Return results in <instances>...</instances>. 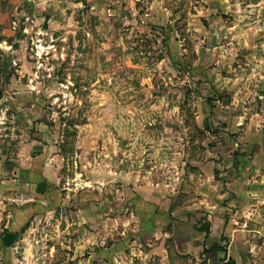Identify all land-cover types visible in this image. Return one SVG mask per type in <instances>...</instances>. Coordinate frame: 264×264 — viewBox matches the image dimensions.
I'll list each match as a JSON object with an SVG mask.
<instances>
[{
    "label": "rangeland",
    "instance_id": "374dc122",
    "mask_svg": "<svg viewBox=\"0 0 264 264\" xmlns=\"http://www.w3.org/2000/svg\"><path fill=\"white\" fill-rule=\"evenodd\" d=\"M0 52V264H264V0H0Z\"/></svg>",
    "mask_w": 264,
    "mask_h": 264
},
{
    "label": "crops",
    "instance_id": "0c3cea01",
    "mask_svg": "<svg viewBox=\"0 0 264 264\" xmlns=\"http://www.w3.org/2000/svg\"><path fill=\"white\" fill-rule=\"evenodd\" d=\"M162 191H164V189H162ZM140 196H144L143 194H140ZM165 198V196H164V193H163V196L162 197H159L158 196V194H154V200L153 199H145L146 201H145V203H144V205H146V208H150V209H155V208H157L158 206H162V205H164V206H173L175 203H173L172 201L170 202L169 200H166V198ZM205 199V198H204ZM149 200V204H147V201ZM159 200V201H158ZM166 200V201H165ZM133 203H138V205H141L142 203H141V198H140V200H135ZM212 203H218L217 201H211V200H209V199H205V200H203L200 204H207V212H210L211 214H213V211H211V210H208V208H210V207H213V204ZM181 212V211H180ZM189 212V211H188ZM154 215H155V213H154ZM172 215L173 216H175L174 215V213H172ZM183 216H185V218H182L181 216L180 217H177L178 219H179V221L178 222H174V224H177L178 225V227L181 225V228L180 229H182L186 234H189L190 232L188 231V230H184L183 229V227H185L184 225H188V224H186V223H184V222H187L188 221V218H187V213L185 214H183ZM216 219L215 217H213L212 215L210 216V218H209V220L211 221L212 219ZM209 221V222H210ZM211 223V222H210ZM178 227H176V228H178ZM176 231V230H175ZM175 233V232H174ZM181 238H187V237H184V235H183V237H181ZM230 238H232V236H230ZM216 242H218L214 237H212L211 235L210 236H208L207 238H206V240H205V245H206V247L207 248H209V247H211L212 245H214ZM226 255H227V252H226ZM231 258V256L230 255H228V260ZM227 260V259H226Z\"/></svg>",
    "mask_w": 264,
    "mask_h": 264
},
{
    "label": "trees",
    "instance_id": "16d2710c",
    "mask_svg": "<svg viewBox=\"0 0 264 264\" xmlns=\"http://www.w3.org/2000/svg\"><path fill=\"white\" fill-rule=\"evenodd\" d=\"M0 55H1V52H0ZM209 228H210L209 223H206V225L204 224L202 226L201 231L206 232V235L209 236L210 235ZM211 250L214 251L215 253H217V252L225 253V255H226V252H227V249L225 247H222V246H220L218 244H214L211 247V249L208 250V251H211ZM224 262H225L224 264H237V262L235 260H233V259L225 260Z\"/></svg>",
    "mask_w": 264,
    "mask_h": 264
},
{
    "label": "water",
    "instance_id": "95a60500",
    "mask_svg": "<svg viewBox=\"0 0 264 264\" xmlns=\"http://www.w3.org/2000/svg\"><path fill=\"white\" fill-rule=\"evenodd\" d=\"M38 149H40V147L35 148L34 156L42 153V149H41V151H37ZM47 188H48V184L44 181H41L37 184V192L39 194H44L46 192Z\"/></svg>",
    "mask_w": 264,
    "mask_h": 264
}]
</instances>
